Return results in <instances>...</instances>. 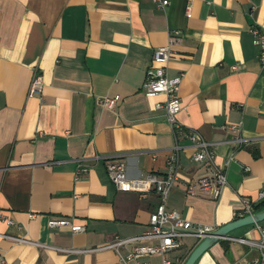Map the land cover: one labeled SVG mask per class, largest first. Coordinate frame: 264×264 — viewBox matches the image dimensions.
<instances>
[{"label":"crops","instance_id":"0c3cea01","mask_svg":"<svg viewBox=\"0 0 264 264\" xmlns=\"http://www.w3.org/2000/svg\"><path fill=\"white\" fill-rule=\"evenodd\" d=\"M250 24L264 32V0H166L162 7L153 0H0V260L115 264L105 240L145 229L156 195L115 190L101 157L122 156L128 177L163 174L173 143L164 110L155 107L164 97L143 95L140 84L152 49L173 30L166 73L182 74L177 121L214 143L217 164L228 155L225 140L238 135L245 144L234 148L214 200L209 191L184 195L185 182L206 170L178 138L180 168L165 205L215 228L236 219L240 198L264 187V63ZM34 68L42 86L29 95ZM103 96H116L114 107L102 106ZM77 163L87 169L74 177ZM50 218L84 229L50 228ZM257 235L253 224L232 229L192 264L252 256L253 246L238 237ZM201 238L181 236L165 255L182 264ZM148 260L161 264V254Z\"/></svg>","mask_w":264,"mask_h":264},{"label":"built area","instance_id":"2783aa9c","mask_svg":"<svg viewBox=\"0 0 264 264\" xmlns=\"http://www.w3.org/2000/svg\"><path fill=\"white\" fill-rule=\"evenodd\" d=\"M160 7L166 4V0H153ZM186 11L188 9L186 8ZM248 32L251 36L252 44L257 48V59L264 63V32L255 25L250 24ZM168 42L165 45L154 47L150 55V64L144 72V77L140 84V90L145 96L163 95L161 102H156V108L164 110L165 120L167 121L173 143L169 147L165 157L164 172L161 175L147 173L143 177H128L125 173V164L122 156H106L101 157L103 160L106 175L117 191H134L143 197L147 192L153 191L156 195V204L149 213L148 221L142 232L127 236L114 235L110 239L105 240L102 247L112 249L116 254L115 264H149L148 257L152 253L161 254V264H171V260L165 253L172 249L180 247L181 236L190 235L202 237V235L212 232L215 227L207 224L189 221L181 216L174 209H170L165 205V198L170 191L172 184L177 180L180 164L178 161V152L181 146L178 144V138L183 137L188 141L190 147L189 160L201 165L206 172L194 179L188 180L184 184V195H196L199 191H209L211 198L216 200L222 189L226 185L225 169L230 161L233 160L234 148L241 147L245 141L238 135L231 136L225 140V144L229 145L227 157L221 164L214 161V143L206 140L197 131L182 126L176 119V114L181 110L182 105L178 95L182 74L169 76L166 73L167 62L171 54L170 44L174 41L177 30L170 31ZM41 74L37 69L32 70L27 94L38 93L41 89ZM117 97H100L98 102L106 107L112 108L115 105ZM231 131L236 130V125L228 127ZM100 156L95 155L93 159ZM86 166L77 163L74 177H79L86 172ZM264 200V187L258 189L255 197L247 199L240 198L241 206L237 211H233L236 218L250 215L256 210L253 208L255 203ZM9 224L10 221H7ZM47 226L58 227L68 226L71 232H81L84 227L79 224L72 223L66 218H50L46 222ZM257 237L253 240H247L238 237L241 242L249 243L255 249L252 256L235 261L230 264H264V220L254 223ZM14 241L32 242L22 236L13 237ZM68 250H80V248H70ZM131 261L132 263H130ZM0 264H7L4 260H0Z\"/></svg>","mask_w":264,"mask_h":264},{"label":"water","instance_id":"95a60500","mask_svg":"<svg viewBox=\"0 0 264 264\" xmlns=\"http://www.w3.org/2000/svg\"><path fill=\"white\" fill-rule=\"evenodd\" d=\"M264 220V207L255 211L250 215H245L233 219L219 227L215 228L212 232H208L202 235V238L192 247L189 251L182 264H192L194 260L199 256V254L207 248L212 242H214L218 237L226 236V233L241 227L244 225H250Z\"/></svg>","mask_w":264,"mask_h":264},{"label":"trees","instance_id":"16d2710c","mask_svg":"<svg viewBox=\"0 0 264 264\" xmlns=\"http://www.w3.org/2000/svg\"><path fill=\"white\" fill-rule=\"evenodd\" d=\"M262 207H264V200H262L261 202H259L258 204H256V205L254 206L255 209H260V208H262Z\"/></svg>","mask_w":264,"mask_h":264}]
</instances>
